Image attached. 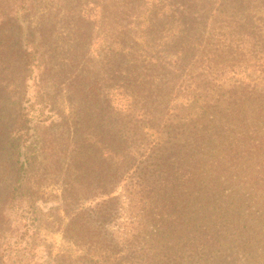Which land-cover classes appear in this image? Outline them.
Instances as JSON below:
<instances>
[{"label":"trees","instance_id":"1","mask_svg":"<svg viewBox=\"0 0 264 264\" xmlns=\"http://www.w3.org/2000/svg\"><path fill=\"white\" fill-rule=\"evenodd\" d=\"M136 1L141 2L137 20L125 27L141 31L123 34L124 45L105 58L102 69L109 86L86 80L74 94L86 114L74 175L83 178V196L108 197L75 215L77 237L87 253L111 261L116 243L110 233L107 241L98 227L116 220L120 197L111 195L121 187L130 226H136L135 236L127 240L132 252L124 259L136 257L140 264H264V138L256 127L252 130L260 140L247 138L246 129L239 138L234 130L221 132L208 116L223 97L195 93L222 87L227 74L221 78L216 65L228 53H244L250 42L235 40V48L223 51L220 40L206 35L205 26L199 31L175 9L164 15L154 3ZM20 3L0 0V108H7L11 99L2 94L16 88L11 78L25 81L24 70L31 64L26 46L36 42L30 30L23 37V25L14 16ZM164 21L171 22L166 30ZM72 68L71 61L63 64L60 75ZM181 79L184 85L175 89ZM65 83L79 85L72 78L61 85ZM250 98L246 89L236 100L229 96L228 117L245 114ZM8 111L10 124L0 129V222L4 211L22 203L24 180L34 161L27 144L30 110L22 98Z\"/></svg>","mask_w":264,"mask_h":264},{"label":"rangeland","instance_id":"2","mask_svg":"<svg viewBox=\"0 0 264 264\" xmlns=\"http://www.w3.org/2000/svg\"><path fill=\"white\" fill-rule=\"evenodd\" d=\"M235 1L144 0L162 7L164 15L169 9H175L183 18H190L189 22L196 24L199 31L205 26L206 35L211 38L213 34V41L220 40L223 51L235 48V40L250 42L249 49L244 46V53L235 56L228 53L216 65V73L221 74V78L227 74L222 87L216 84L210 86L216 91L205 87L195 93L223 97L208 116V120L217 121L221 132L234 130V136L239 138L246 129L247 138L260 140L252 128H258L259 137L264 138V118L259 116L264 113V0H243L230 6L229 3ZM140 4L136 0H21L20 9L13 10L23 25V37L30 30L28 34L36 42L26 46L31 64L24 70L25 81L20 83L17 78H11L16 88L2 94L3 98L11 99L7 108H0V129L8 127V110L23 98L24 106L30 110L27 144L28 154H33L29 157L34 161L24 180L22 203L2 213L0 264H140L136 257L123 258L132 252L127 240L135 236L131 232L136 226H130L128 202L121 187L111 195L120 197L121 210L116 220L98 227L107 241L111 239L108 234H112L117 253L109 263L87 253V246L77 237L80 225L79 216L75 215L108 197L83 196L79 189L83 178L74 175L79 163L75 154L82 150L84 137L81 120L86 118L81 100L74 94L86 80H91L92 84L101 81L109 86L102 69L105 58L110 51L124 45L123 34L141 31L134 25L125 27L137 20L135 13ZM170 25L171 22L164 21L162 27L166 30ZM244 33L249 37H244ZM46 51L50 55H46ZM70 61L74 68L62 77L60 68ZM44 64H48V74L44 73ZM67 78L76 79L79 85L72 88L66 83L61 85ZM178 85H184L183 79L175 89ZM56 88L62 90L60 94L56 93ZM243 89L251 97L245 104V114L228 117L227 98L232 96L236 100ZM140 235L143 238V234ZM234 250L233 257L237 256Z\"/></svg>","mask_w":264,"mask_h":264}]
</instances>
